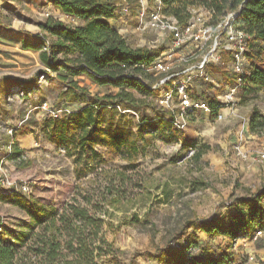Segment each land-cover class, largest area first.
<instances>
[{"label":"rangeland","instance_id":"374dc122","mask_svg":"<svg viewBox=\"0 0 264 264\" xmlns=\"http://www.w3.org/2000/svg\"><path fill=\"white\" fill-rule=\"evenodd\" d=\"M157 5V0H120L115 16L107 22L133 47L160 50L162 57L172 53L170 59L177 58L172 71H187L184 75L190 77L188 91L192 99L207 104L211 98L216 100L234 82L227 69L229 54L217 50L202 69L196 68L212 47L214 27L207 24V30L199 32L198 25L181 47L173 49L169 31L143 28ZM198 11L207 23L208 11ZM49 16L72 25L79 23L77 18L60 13L49 0H0V161L6 178L29 187L31 192L26 197L57 211L76 194L83 203L85 195L95 200L102 195L110 199L118 193V200L106 204L101 212L104 236L113 247L108 255L98 257L101 264H162V258L184 248L192 235L197 246L189 250V257L194 261L212 257L225 258V264H264V230L256 240L248 233L232 241L200 229L202 222L212 218L228 225L242 200L264 187V169L255 170L254 163L241 158L235 150L237 145L251 156L262 145V134L243 130L254 107L264 116V88L246 93L240 85L234 102L218 109L221 119L203 109L183 111L176 94L172 109L167 110L156 101L157 89L145 96L129 88L135 97L145 98L149 106L123 105L112 112L106 108L105 129L121 128L137 138V128L155 123L157 111L171 123L170 128L163 132L146 128V140H138L141 151L131 161L96 146L105 161L90 163L79 174L82 170L74 163L73 155L50 142L43 122L51 118L52 110L59 111L57 118H62L93 98L115 94L118 89L99 85L81 74L73 79L87 88L83 102L58 99L67 86L60 76L63 70L48 69L40 58V49L22 46L24 41L41 39L40 25ZM221 40L227 43L224 35ZM217 54L221 60L216 63ZM149 72L151 84L163 76ZM182 77L175 76L178 80ZM18 79L24 81L23 87L16 82ZM176 119L183 127L173 124ZM12 136L24 150L20 160L8 157ZM118 173L128 178L120 181ZM7 190L0 184V239L18 254L27 252L33 257L42 226L11 201Z\"/></svg>","mask_w":264,"mask_h":264},{"label":"trees","instance_id":"16d2710c","mask_svg":"<svg viewBox=\"0 0 264 264\" xmlns=\"http://www.w3.org/2000/svg\"><path fill=\"white\" fill-rule=\"evenodd\" d=\"M49 1L60 13L77 18L79 23L72 25L49 16L40 25V34L44 39L32 43L24 41L22 46L40 49V58L48 69L63 70L64 74L60 76L67 86L59 93L58 99L83 102L87 88L73 79L81 74L99 85H110L118 90L115 94L106 93L93 98L87 105L69 112L65 117L45 120L43 124L48 139L64 148L67 154L73 155L74 163L82 170L79 174H83L90 163L105 161L96 146L106 147L112 155H120L130 161L135 159L141 151L138 140L141 143L146 140L144 130L150 128L163 132L170 128L171 123L157 111V121L138 127L137 138H134L130 131L121 128L105 129L104 114L108 107L111 108L108 111L112 112L123 105L149 106L145 98L135 97L128 89L135 88L145 96L155 91L149 88L153 79L146 67L160 56V50L133 47L109 25L107 20L115 16L120 0ZM159 6L164 15L174 18L180 26L187 23L193 9L208 11L210 18L207 24L212 27L234 13L229 18V24L248 36L244 51L247 73L243 75L241 86L246 93L264 88V0H159ZM224 52L229 54L228 51ZM144 78L149 81L147 85L141 81ZM16 82L24 86L22 79ZM207 102L212 115H216L219 109L217 101L211 98ZM248 130L252 134L264 133V116L256 107L249 115ZM10 143L8 157L20 160L24 150L18 146L15 136H12ZM116 178L124 181L128 177L118 173ZM10 195L15 205L25 209L30 218L42 226V234L37 235L39 245L32 252L33 257L27 252L18 254L12 245L0 239V264H101L98 257L113 251L112 244L104 236L101 212L106 204H114L118 200V193L110 199L102 195L95 200L85 195L82 197L83 203L76 194L59 211L20 192ZM189 224L192 226V221ZM257 228L264 230V187L252 197L242 200L228 225H222L214 218L200 225L204 233L226 236L232 241ZM196 246L197 239L192 235L184 248L162 258L161 262L225 264V258L190 259L186 251Z\"/></svg>","mask_w":264,"mask_h":264},{"label":"built area","instance_id":"2783aa9c","mask_svg":"<svg viewBox=\"0 0 264 264\" xmlns=\"http://www.w3.org/2000/svg\"><path fill=\"white\" fill-rule=\"evenodd\" d=\"M157 10L151 12L148 17L147 24L143 26V28H150L159 31H169L172 37L171 40V47L173 49H177L181 47L187 39H189L190 35H192L193 30L195 27L200 25L198 31L205 32L209 27L203 19V14L198 13L199 9H193L192 15L187 21V23L183 26H180L177 21L169 16H166L162 13L159 0H157ZM234 13L229 14L226 19L218 23L213 29L216 31V35L214 36L213 44L209 53H207L206 57L200 62L199 66L196 68L202 69L205 62L209 61L210 57H212V53L217 50L228 51L230 62L227 65V69L234 75L235 79L233 84H231L227 90L221 95L216 97V101L218 103L219 108L231 104L234 102L235 96L237 94V89L241 85V80L243 75L247 73L245 69L246 59L244 56V51L247 46V39L248 36L242 30L235 29L232 25L229 24V18L233 17ZM221 29V31H219ZM217 31H219L217 33ZM195 37L199 35L196 33L194 34ZM224 35L227 39V43H222L221 36ZM41 39H44L41 36ZM47 42V41H46ZM47 46V44H46ZM45 48V47H44ZM172 53L165 54V57L159 56L155 59V61L148 67H146L147 71L152 70L154 74H162L163 76L159 78L155 83L149 86L150 89L158 90L159 96L157 97L156 101L160 107L164 109H172L171 105L173 102L174 94L177 95L180 103L181 109L184 110H196V109H203L208 113H211V109L208 104L201 100V99H192L189 95V83L190 77L189 75H184L187 73L186 70L181 72H174L172 71L173 68V61L177 60L174 58L173 60L170 59ZM164 56V55H163ZM209 57V59H208ZM221 60L220 54L214 58V62H219ZM182 74V79H176L175 76ZM144 85H147L145 80L141 79ZM171 81V82H170ZM172 83V87L167 86ZM21 94L23 92L21 91ZM43 108H47V103H43ZM59 111H50L51 118H57ZM217 118L221 119V113H217ZM173 124L177 128L183 127L181 121L176 119ZM12 130H9L11 132ZM263 138L262 145L256 150H253V154L250 156L247 151L242 150L239 146H235V150L237 154L243 158L244 160H249L251 162H255L261 166H264V133L261 135ZM8 154L10 152V145L7 146ZM7 154V155H8ZM0 184L2 186L7 187V191L5 193L11 194L14 192H20L25 196L30 194V189L26 185H17L16 183L10 181L6 178L3 170V162L0 161ZM263 233V230H255L253 231L250 236L252 240H256L260 237ZM190 247L186 253L189 256L190 254Z\"/></svg>","mask_w":264,"mask_h":264},{"label":"crops","instance_id":"0c3cea01","mask_svg":"<svg viewBox=\"0 0 264 264\" xmlns=\"http://www.w3.org/2000/svg\"><path fill=\"white\" fill-rule=\"evenodd\" d=\"M223 109V108H222ZM228 108H224L223 110L225 111V110H227ZM249 119V118H248ZM248 119H247V121H248ZM244 129L245 130H243V131H245V132H248V122L244 125ZM249 136H252L251 134H248ZM252 163H254V169L255 170H258L259 168H261V169H264V166H261V165H259V164H257V163H255V162H252Z\"/></svg>","mask_w":264,"mask_h":264}]
</instances>
